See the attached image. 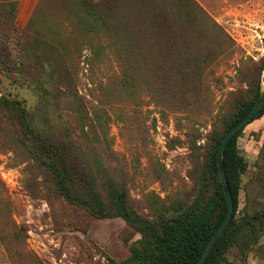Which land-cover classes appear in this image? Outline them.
<instances>
[{"label":"rangeland","instance_id":"374dc122","mask_svg":"<svg viewBox=\"0 0 264 264\" xmlns=\"http://www.w3.org/2000/svg\"><path fill=\"white\" fill-rule=\"evenodd\" d=\"M167 8L166 27L155 30L122 7L121 24L112 28L120 39L111 45V29L91 24L76 0H41L29 24L14 25L24 36L7 44L13 66H0V96L78 148L89 174L119 184L128 207L147 219L173 202H191L193 176L232 109L231 93L250 101L264 91V0ZM140 35L147 39L139 45ZM140 49L162 68L136 64ZM170 60L188 70L184 83ZM19 123L0 108V264L127 260L140 235L120 217L101 218L66 201L31 158ZM236 144L247 166L235 213L242 218L264 210V116L246 124ZM224 264H264V231L252 246L239 239Z\"/></svg>","mask_w":264,"mask_h":264},{"label":"trees","instance_id":"16d2710c","mask_svg":"<svg viewBox=\"0 0 264 264\" xmlns=\"http://www.w3.org/2000/svg\"><path fill=\"white\" fill-rule=\"evenodd\" d=\"M10 1L4 5L0 4V30L9 31L11 34L0 35V66H3L6 72L13 66V57L8 52L7 44L12 42L17 44L24 36V31L15 30L14 25L20 23L16 20V4ZM40 1L38 0L34 7L27 21L28 24ZM76 1L81 5V14L89 19L91 24L93 23L97 28L100 26L107 32L112 30V32L110 30L109 41L111 45H115L120 37L112 28L115 29L121 24L120 10L122 7L139 16L144 15L151 21L152 28L157 30L160 27H166L163 26L162 20L167 13L162 12L163 8L168 9V6L170 9L183 11L189 0ZM146 39L145 36L140 35L137 42L140 45ZM138 52L134 56L136 64H139V61L143 62L150 70L162 68L155 55V59L152 60L153 52L141 49ZM123 57L127 62L129 55L125 54ZM170 67L176 71L179 81L184 83L188 70L185 71L186 68L182 62L170 60ZM21 69L26 68L22 65ZM259 93L257 90L250 101L231 93L232 109L220 118L221 132L211 134L202 154L201 171L193 176L195 193L191 202L188 204L173 202L168 207L161 208L156 219L142 217L129 208L125 192L119 184L112 179L99 182L96 177L89 174L85 159L78 148L73 144L67 146L58 140L43 124L42 127L39 126L15 101L11 102L0 96V108L18 116L19 126L26 133L28 153L42 169L52 176L55 188L66 201L75 206L84 207L93 215L101 218L120 217L140 235V239L130 248L129 258L120 264H196L207 242L221 225L227 213V204L216 166L219 143L223 135L251 110ZM263 116L264 105L247 125ZM244 127L228 140L223 152V170L233 205L232 216L203 264H224L225 253L239 239L244 245L252 246L264 231V210L256 211L248 217H235L240 177L247 167L236 144Z\"/></svg>","mask_w":264,"mask_h":264},{"label":"water","instance_id":"95a60500","mask_svg":"<svg viewBox=\"0 0 264 264\" xmlns=\"http://www.w3.org/2000/svg\"><path fill=\"white\" fill-rule=\"evenodd\" d=\"M262 84L264 85V68L262 72V78H261ZM264 105V91L259 93V96L254 104V106L251 108V110L240 120L238 121L234 126H232L222 137L218 150L216 153V166H217V172H218V178L219 182L221 184L224 198L227 204V213L226 216L221 223V225L217 228V230L214 232L212 237L207 242L204 250L202 251L199 259L197 260L196 264H203L205 258L207 257L208 253L210 252L211 248L217 241V239L222 235L224 230L226 229L231 216L233 212V205L231 201V195L230 191L225 179L224 170H223V152L226 143L228 140L233 137L239 130H241L252 118L253 116L258 112V110Z\"/></svg>","mask_w":264,"mask_h":264},{"label":"crops","instance_id":"0c3cea01","mask_svg":"<svg viewBox=\"0 0 264 264\" xmlns=\"http://www.w3.org/2000/svg\"><path fill=\"white\" fill-rule=\"evenodd\" d=\"M10 0H0V4L4 5ZM16 4V20L18 23L27 22L36 6L38 0H11Z\"/></svg>","mask_w":264,"mask_h":264}]
</instances>
